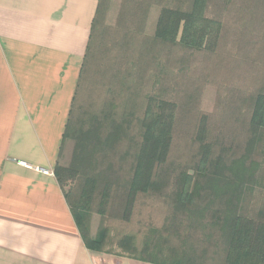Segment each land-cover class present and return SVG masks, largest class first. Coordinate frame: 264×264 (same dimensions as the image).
<instances>
[{"label":"rangeland","instance_id":"1","mask_svg":"<svg viewBox=\"0 0 264 264\" xmlns=\"http://www.w3.org/2000/svg\"><path fill=\"white\" fill-rule=\"evenodd\" d=\"M190 2L103 0L72 111L80 127L87 126L92 118L101 121L109 115L118 123L125 122L129 139L115 146L110 159L119 180L129 177L131 155L139 142L138 121L147 97L176 105L166 166L172 177L170 186L160 194L138 195L128 210L124 209L122 191L112 192L103 215L97 212L98 195L93 200L90 235L95 237L99 228H107L104 253L108 255L127 257L117 244L124 236H134L138 246L151 241L164 250L193 252L205 264L223 261L210 219L200 226L174 209L171 190L179 173L193 174L199 152L196 136L203 118L207 122L206 142L215 156L228 160L246 151L248 99L264 86V0H209L206 17L221 23L218 43L211 52L156 41L154 32L161 9L186 11ZM73 150L74 141H66L59 166L71 165ZM254 159L259 162L255 178L261 180L245 198L249 217L264 210V148L254 152ZM78 183V178L70 180L64 190H77Z\"/></svg>","mask_w":264,"mask_h":264},{"label":"trees","instance_id":"2","mask_svg":"<svg viewBox=\"0 0 264 264\" xmlns=\"http://www.w3.org/2000/svg\"><path fill=\"white\" fill-rule=\"evenodd\" d=\"M208 1L191 0L186 11L161 9L154 39L189 51H213L218 43L221 23L206 17ZM101 7L103 0H100L92 23L82 73L95 41L93 32L102 15ZM248 101L250 115L246 151L228 160L215 156L206 142L207 122L203 118L196 136L199 152L193 174L179 173L171 190L174 209L188 219L193 218L200 226L207 218L210 219V227L224 255L221 264H264V210L260 209L254 217L245 213L246 195L258 185L257 180H261L255 178L259 162L254 159V152L264 148V86ZM113 108L110 107L112 111ZM73 117L71 110L62 136V145L68 140L74 141L72 163L67 167L56 165L53 173L85 248L104 253L107 228H99L95 237L90 235L89 217L93 200L98 195L97 212L103 215L112 192L122 191L124 209L128 210L138 195L160 194L170 186L172 177L166 166L176 105L155 96L147 97L138 121L139 142L131 155L129 177L124 180H119L112 172L110 159L115 146L126 138L125 122L118 123L109 115L102 117L101 121L92 118L87 126L80 127ZM95 165L98 169H94ZM104 166L105 169H99ZM75 178L79 179L77 190L65 191L66 183ZM117 246L127 257L151 264H205L204 259L193 252L164 250L160 244L151 241L138 246L134 236L122 237Z\"/></svg>","mask_w":264,"mask_h":264},{"label":"crops","instance_id":"3","mask_svg":"<svg viewBox=\"0 0 264 264\" xmlns=\"http://www.w3.org/2000/svg\"><path fill=\"white\" fill-rule=\"evenodd\" d=\"M99 3L0 0V264H151L87 250L53 173Z\"/></svg>","mask_w":264,"mask_h":264}]
</instances>
